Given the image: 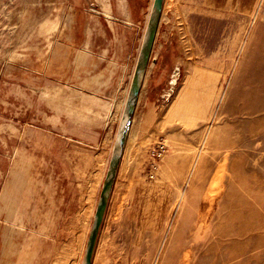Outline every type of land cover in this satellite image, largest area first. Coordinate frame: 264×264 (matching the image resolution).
<instances>
[{
  "label": "rangeland",
  "instance_id": "1",
  "mask_svg": "<svg viewBox=\"0 0 264 264\" xmlns=\"http://www.w3.org/2000/svg\"><path fill=\"white\" fill-rule=\"evenodd\" d=\"M119 7L0 0V188L20 136L60 128V75ZM130 133L91 264H264V0H163Z\"/></svg>",
  "mask_w": 264,
  "mask_h": 264
},
{
  "label": "crops",
  "instance_id": "2",
  "mask_svg": "<svg viewBox=\"0 0 264 264\" xmlns=\"http://www.w3.org/2000/svg\"><path fill=\"white\" fill-rule=\"evenodd\" d=\"M152 1L119 0L102 14L110 39L75 48L60 75V121L48 119L60 128L20 136L0 188V264H72L69 244H83L81 264L113 153L108 120L127 97Z\"/></svg>",
  "mask_w": 264,
  "mask_h": 264
},
{
  "label": "water",
  "instance_id": "3",
  "mask_svg": "<svg viewBox=\"0 0 264 264\" xmlns=\"http://www.w3.org/2000/svg\"><path fill=\"white\" fill-rule=\"evenodd\" d=\"M163 0H153L146 28L139 48L136 64L131 77L128 94L124 102L123 112L116 133L112 157L106 173V178L99 196L92 226L88 235L81 264H91L99 229L104 217V211L115 180L116 172L124 151L125 142L130 131L138 96L154 45L156 33L160 24ZM176 75V72H175ZM174 81V79L172 80ZM175 82V81H174Z\"/></svg>",
  "mask_w": 264,
  "mask_h": 264
},
{
  "label": "bare ground",
  "instance_id": "4",
  "mask_svg": "<svg viewBox=\"0 0 264 264\" xmlns=\"http://www.w3.org/2000/svg\"><path fill=\"white\" fill-rule=\"evenodd\" d=\"M174 87V86H173ZM130 131H129V133H128V136H127V139H126V142H125V146H124V148H126V146L129 144V142H130Z\"/></svg>",
  "mask_w": 264,
  "mask_h": 264
}]
</instances>
